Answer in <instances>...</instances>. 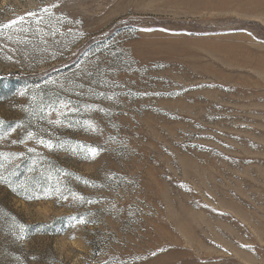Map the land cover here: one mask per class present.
<instances>
[{"label": "rangeland", "instance_id": "rangeland-1", "mask_svg": "<svg viewBox=\"0 0 264 264\" xmlns=\"http://www.w3.org/2000/svg\"><path fill=\"white\" fill-rule=\"evenodd\" d=\"M0 264H264V0H0Z\"/></svg>", "mask_w": 264, "mask_h": 264}, {"label": "snow or ice", "instance_id": "snow-or-ice-1", "mask_svg": "<svg viewBox=\"0 0 264 264\" xmlns=\"http://www.w3.org/2000/svg\"><path fill=\"white\" fill-rule=\"evenodd\" d=\"M93 154H95V150H92Z\"/></svg>", "mask_w": 264, "mask_h": 264}]
</instances>
